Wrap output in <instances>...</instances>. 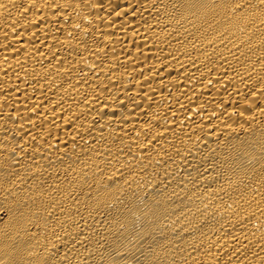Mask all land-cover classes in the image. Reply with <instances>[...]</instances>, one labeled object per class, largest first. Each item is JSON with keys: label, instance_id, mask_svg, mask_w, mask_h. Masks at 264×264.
Returning <instances> with one entry per match:
<instances>
[{"label": "bare ground", "instance_id": "bare-ground-1", "mask_svg": "<svg viewBox=\"0 0 264 264\" xmlns=\"http://www.w3.org/2000/svg\"><path fill=\"white\" fill-rule=\"evenodd\" d=\"M0 264H264V0H0Z\"/></svg>", "mask_w": 264, "mask_h": 264}]
</instances>
